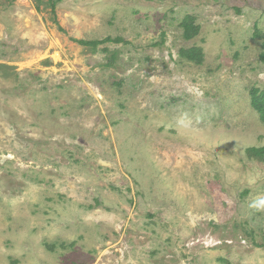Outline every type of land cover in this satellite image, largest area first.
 Wrapping results in <instances>:
<instances>
[{
  "label": "rangeland",
  "instance_id": "374dc122",
  "mask_svg": "<svg viewBox=\"0 0 264 264\" xmlns=\"http://www.w3.org/2000/svg\"><path fill=\"white\" fill-rule=\"evenodd\" d=\"M56 19L0 0V264H264V0H62Z\"/></svg>",
  "mask_w": 264,
  "mask_h": 264
},
{
  "label": "trees",
  "instance_id": "16d2710c",
  "mask_svg": "<svg viewBox=\"0 0 264 264\" xmlns=\"http://www.w3.org/2000/svg\"><path fill=\"white\" fill-rule=\"evenodd\" d=\"M62 0H46L47 6L50 7V15L53 21L60 32H64L63 29L59 26L57 19H56V6ZM194 18L191 16H186L180 23V27L183 29V37L185 40L189 41L197 36L199 32V26L195 25ZM123 39L116 38L112 39L110 37L101 39V40H93V41H76V43L80 46L86 47L91 49L92 51L97 50V48L104 44L109 43H122ZM107 52V49H104ZM180 56L192 63L200 65L203 59V53L200 48H189L186 50L180 51ZM114 59V57H112ZM260 60L264 63V54L260 55ZM250 105L252 109L258 114L259 119L262 123H264V91L252 87L250 89ZM246 155L250 159H255L259 162H264V146L263 147H252L246 150ZM264 247V243L261 245Z\"/></svg>",
  "mask_w": 264,
  "mask_h": 264
}]
</instances>
